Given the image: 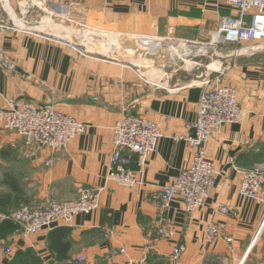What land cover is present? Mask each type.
Masks as SVG:
<instances>
[{
    "label": "crops",
    "instance_id": "0c3cea01",
    "mask_svg": "<svg viewBox=\"0 0 264 264\" xmlns=\"http://www.w3.org/2000/svg\"><path fill=\"white\" fill-rule=\"evenodd\" d=\"M47 1L50 11L60 15L67 11L71 28L192 41L211 48V66L230 68L221 82L235 91L244 117L238 125H223L206 144L215 191L191 218L178 197L171 200L164 220L173 236L158 240L149 264H164L177 244L186 247L180 264H264V204L239 195L240 172L264 163V16L255 9L241 15L224 0ZM17 5V0H0V23L7 27L0 45L20 70L14 79L0 70V107L18 98L51 103L80 120L86 130L69 142L66 151L43 148L31 159L18 135L0 129V216L33 200L75 199L83 188L100 189L101 198L93 212L77 216L72 226L54 227V248L48 238L51 230L23 238L0 226V264H77L78 257L85 259L79 264H123L128 257L138 258L145 246L143 229L158 223L153 195L191 163L184 143L173 137H189L192 132L201 93L192 83L199 75L163 83L140 79L132 68L124 74L127 64L83 55L63 40L10 27L8 18L17 14L18 19ZM227 32L238 34L236 45L223 41ZM214 71L207 73L217 77ZM125 113H147L161 132L138 173V184L130 188L105 182L112 151L110 129ZM135 160L132 157L129 163L133 170ZM224 203L235 217L213 212ZM210 221L234 239L233 250L220 241L209 242L205 231ZM24 253L29 259L20 258Z\"/></svg>",
    "mask_w": 264,
    "mask_h": 264
},
{
    "label": "built area",
    "instance_id": "2783aa9c",
    "mask_svg": "<svg viewBox=\"0 0 264 264\" xmlns=\"http://www.w3.org/2000/svg\"><path fill=\"white\" fill-rule=\"evenodd\" d=\"M25 2H29L30 7L42 5L47 8L49 5L47 0H19L17 12L22 16L23 8H26ZM224 2L231 8L239 10L241 15L255 9L264 16V0H224ZM8 20L10 27H16L17 21L12 16ZM6 29L7 27L0 23V35ZM223 41L236 45L239 42L238 34L227 32L223 36ZM0 70L8 78L14 79L20 76L18 66L6 56L1 45ZM229 70L227 65L220 66L217 72L214 71L219 74L217 77H211L206 72L198 81L192 83L201 92L196 117L191 123L192 132L189 137H173V141L183 142L185 150L191 154L190 166L180 170L172 183L158 189L153 195L152 199L159 206L158 223L143 229L145 246L142 256L128 257L123 264H149L151 256L156 252L155 245L158 240L172 238L173 231L164 220L172 199L178 197L186 217L191 218L193 214L206 207L214 193L213 165L205 156L206 144L212 134L217 133L223 125H238L244 117L241 106L236 102L235 91L221 82V77ZM0 129L18 135L29 157L35 159L43 148L53 152L66 151L72 139L84 135L86 126L76 117L57 110L51 103L37 104L28 98H18L9 99L5 101L3 107H0ZM110 132L112 151L108 156L105 182H113L123 188L134 187L138 184V173L154 151L161 132L157 125L151 122L147 113L142 115L125 113L113 123ZM132 157L136 159L137 170L129 168ZM240 173L239 195L255 203L264 204V171L257 168ZM100 198V189L83 188L75 199L33 200L15 208L9 215H1L0 219L9 222L15 227L14 233L25 238L37 232L52 230L56 226H72L77 216L93 212L99 205ZM213 212L223 218L236 216L235 211L226 203L217 204ZM205 233L210 243L220 241L233 250L234 239L226 235L218 223L210 221ZM185 250L183 244L172 247L164 264H180ZM118 253L122 255L124 250L121 249ZM84 261L83 257L76 259L77 264Z\"/></svg>",
    "mask_w": 264,
    "mask_h": 264
},
{
    "label": "rangeland",
    "instance_id": "374dc122",
    "mask_svg": "<svg viewBox=\"0 0 264 264\" xmlns=\"http://www.w3.org/2000/svg\"><path fill=\"white\" fill-rule=\"evenodd\" d=\"M24 6L23 16L19 14L17 19V14L12 15L16 18V27L19 26L23 31L41 32L53 37L56 42L63 40L67 45L82 51L83 55L127 64L129 68H125L127 72L124 71V74H128L132 68L140 79L171 82L172 79L188 75L202 77L208 71L218 70L216 65L211 66L210 63V56L214 55L209 51L211 48L196 45L192 41L126 34L101 35L90 29L69 27L66 23L67 11H62L63 15H60L56 10L50 11L42 5L30 7V3L25 2ZM257 168L264 171V163H255L251 169Z\"/></svg>",
    "mask_w": 264,
    "mask_h": 264
},
{
    "label": "trees",
    "instance_id": "16d2710c",
    "mask_svg": "<svg viewBox=\"0 0 264 264\" xmlns=\"http://www.w3.org/2000/svg\"><path fill=\"white\" fill-rule=\"evenodd\" d=\"M0 226H4L6 229H8V230H11V232H14V230H15V227L14 226H12L9 222H7V221H3V222H1V225ZM0 231H1V229H0ZM53 231H54V228H53V230H51L50 231V234H49V241H50V247L52 248H54V244H55V239H54V233H53ZM55 249L57 250V248L55 247ZM29 257V254L28 253H24V254H22V255H20V258H22V260H23V258L24 259H26V258H28ZM29 259V258H28ZM22 260H20V261H22Z\"/></svg>",
    "mask_w": 264,
    "mask_h": 264
},
{
    "label": "bare ground",
    "instance_id": "6f19581e",
    "mask_svg": "<svg viewBox=\"0 0 264 264\" xmlns=\"http://www.w3.org/2000/svg\"><path fill=\"white\" fill-rule=\"evenodd\" d=\"M81 38V37H80Z\"/></svg>",
    "mask_w": 264,
    "mask_h": 264
}]
</instances>
